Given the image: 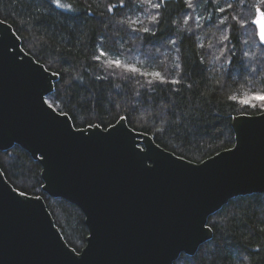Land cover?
Returning <instances> with one entry per match:
<instances>
[{
  "label": "trees",
  "instance_id": "1",
  "mask_svg": "<svg viewBox=\"0 0 264 264\" xmlns=\"http://www.w3.org/2000/svg\"><path fill=\"white\" fill-rule=\"evenodd\" d=\"M63 2L75 11L66 15L52 12L38 19V0H0V19L12 25L27 53L48 70L61 73L53 91L57 97L48 98L58 105L59 112H68L75 127H86L99 119L105 121L102 127L115 123L120 115L131 112L135 93L140 91L142 100L148 102L140 105L144 111L131 113L128 125L151 135L158 145L177 156L200 162L232 147L234 115L260 113L258 107H247L239 100L252 91H264V85L259 78L245 77L235 61L225 72L231 55L221 57L225 46H235L238 58L245 51H260L258 46L250 48L255 43L252 29L241 28L238 20L231 19L241 12L248 16L239 0L234 10L226 8L232 0H151L160 3L159 9L141 0ZM217 6L225 7V12L215 11ZM152 15H158L157 22L149 19ZM186 16L190 19L185 20ZM143 27L155 33L151 43L141 39L150 34L131 32ZM230 29L239 44L235 39L230 43L222 40ZM100 47L108 55L93 61ZM155 48H160L161 59L149 65L141 52ZM116 58L144 72L158 70L166 80L178 79L180 83L150 85L152 77L107 64ZM97 76L105 79L97 81ZM65 81L71 86L66 87ZM233 95L237 100L228 99ZM9 152L0 154L6 179L28 195L43 197L68 245L80 251L88 234L82 211L43 192L41 165L26 150L19 147ZM208 225L212 238L199 246L195 256L183 254V264H264V193L231 198L209 216Z\"/></svg>",
  "mask_w": 264,
  "mask_h": 264
},
{
  "label": "water",
  "instance_id": "2",
  "mask_svg": "<svg viewBox=\"0 0 264 264\" xmlns=\"http://www.w3.org/2000/svg\"><path fill=\"white\" fill-rule=\"evenodd\" d=\"M18 47L36 60L21 43ZM25 66L32 67L27 60ZM50 79L55 85L58 78ZM37 88L27 72L0 56V139L14 138L41 165L43 192L77 206L88 234L85 245L76 251L81 257L67 253L60 243L73 248L43 197L27 194L40 200L22 204L0 185V264H167L173 246L185 243L196 248L212 238V228L203 224L231 198L264 193L261 112L234 115L231 128L238 149L221 150L200 162L164 149L125 120L133 135L143 133L137 137L141 147L150 145L169 160H182L178 167L160 162L145 170L119 138L67 136L61 125L37 108ZM59 119L63 124L64 118ZM81 128L88 137L91 130ZM43 149L49 153L45 161L38 158V150ZM5 183L14 188L6 177Z\"/></svg>",
  "mask_w": 264,
  "mask_h": 264
},
{
  "label": "snow or ice",
  "instance_id": "3",
  "mask_svg": "<svg viewBox=\"0 0 264 264\" xmlns=\"http://www.w3.org/2000/svg\"><path fill=\"white\" fill-rule=\"evenodd\" d=\"M142 3H147L153 9H159L160 3H151V0H141ZM40 7L36 9L38 14V19L41 16L50 15L52 12H60L61 15H66L75 11L73 6L68 3H64L63 0H38ZM239 3L244 5V7L248 10V16H244L241 12L239 15H234L231 17L233 21H239V25L241 28H251L252 36L255 43L250 45L251 47L258 46L260 51L259 53L249 51H245L242 53V56L239 58L236 55L237 48L227 47L221 50V57L227 53L231 55V59L227 61L228 68L225 69V72H229L233 67V62L235 61L236 66L239 67L240 71L245 77H250L252 80H256L259 78V83L264 85V0H252L251 3L248 0H239ZM121 6H123L121 4ZM236 6V0H232L231 3L226 4L227 9L234 10ZM62 10V11H61ZM112 6H109L108 11H112ZM215 11L223 13L225 12V7H216ZM250 17V18H249ZM149 19L153 22H157L159 17L158 15H152ZM190 19L189 17H185V20ZM199 19V17H197ZM223 23V21H221ZM133 34L136 33H144L150 34V36L141 37L142 40L151 43L150 37H154L155 33H150V29L148 27L143 28H133L131 29ZM230 34L222 37L223 41H228L229 43L235 39L236 43L239 44V39L236 36L231 34V29L229 30ZM21 43V38L18 33L13 30V28L6 24L5 21L0 20V56L6 57L12 64L16 65L18 68L27 72L38 84V88L35 92V100L36 106L39 111L47 118L55 121L57 124L61 125L65 134L74 139L80 140H92L97 138H119L125 142L127 148L131 155H133L138 161L142 162L145 170H153L154 167L160 162H167L174 167H178L182 164V160L180 158L169 160L165 156L161 155L160 152L153 150L150 145H145L141 147L138 136H142L143 133H135L133 135V130L127 128L124 125L125 120H129V117L132 112L144 111V109L140 106L141 103H147L148 101H143V93L137 91L134 96V100H136V104L131 107V112L120 115L119 119L116 120L115 123H108L106 127H102L105 124L103 119H99L97 123H88L87 128L91 131L89 132L88 137H84V129L75 127V121L69 123V114L68 112H57L58 105L54 104L48 97L52 96L53 98L57 97V94L53 92V88L55 85L52 83L50 77L62 79L61 73L59 71L48 73V69L39 63L38 60H32L31 56H25L22 49L18 46ZM170 43L175 46L176 41L172 40ZM245 45L248 44V41L244 42ZM31 51V49H29ZM98 54L92 57L93 61L99 62L102 58L107 57L108 53L105 52L103 47L97 49ZM141 54L144 56L145 61L151 65L160 61L161 59V51L160 48H155L154 50H143ZM250 56H254L255 59H251ZM221 57H217L220 59ZM249 58V59H245ZM26 60L29 61L32 67H26ZM203 63V61H201ZM107 64L112 68H122L125 72L130 74H139L141 77H152L153 79H149L148 83L150 85L155 83L159 84H179L180 81L178 79L166 80L162 73L158 70L144 72L141 71L140 68L133 64L124 63L121 59H111L107 60ZM129 78H132L131 76ZM105 78L101 76H97V81H103ZM66 87H70L71 84L68 81L64 82ZM229 100H237L236 96H229ZM239 102L242 105L251 108H259L262 115H264V91H252L248 95L240 98ZM115 107H119V105H115ZM243 115V112L241 113ZM60 117L64 118L63 124L60 122ZM131 123V121L129 120ZM239 141L236 144H233L232 147L234 149H238ZM20 145L18 143H14V138H10L7 141L0 139V154L10 155L9 149H17ZM40 151L39 159L41 161H45L48 157L49 153L43 149ZM33 156H36V153H33ZM0 185L6 186V189L9 191L14 198H19L18 202L22 204H27L31 202V199L36 201L40 200V197L29 198L26 194L25 190H20L19 188H11L5 183V173L0 171ZM197 221L193 225V231L196 227ZM205 229L208 228V224H203ZM92 233H90V236ZM191 239V238H190ZM58 243H60L59 236H57ZM61 248L66 250L67 253L75 254V257H81L79 252L73 248L71 250L67 249L63 244H61ZM199 246L196 248H189L185 246V243L177 244L173 246L167 256V264H183L184 253H189L192 256H195L198 251Z\"/></svg>",
  "mask_w": 264,
  "mask_h": 264
}]
</instances>
